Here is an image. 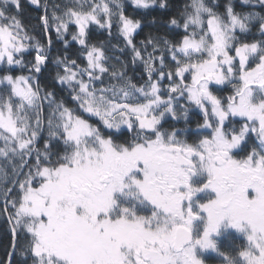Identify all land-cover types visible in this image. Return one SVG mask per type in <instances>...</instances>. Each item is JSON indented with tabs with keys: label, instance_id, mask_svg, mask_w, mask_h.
Wrapping results in <instances>:
<instances>
[{
	"label": "snow or ice",
	"instance_id": "obj_1",
	"mask_svg": "<svg viewBox=\"0 0 264 264\" xmlns=\"http://www.w3.org/2000/svg\"><path fill=\"white\" fill-rule=\"evenodd\" d=\"M239 3L28 0L29 27L0 0V264H264V0Z\"/></svg>",
	"mask_w": 264,
	"mask_h": 264
},
{
	"label": "trees",
	"instance_id": "obj_2",
	"mask_svg": "<svg viewBox=\"0 0 264 264\" xmlns=\"http://www.w3.org/2000/svg\"><path fill=\"white\" fill-rule=\"evenodd\" d=\"M51 2V0H50ZM57 2H60V0H57ZM225 2V0H220V10H223V3ZM21 4L23 7V12L21 14V18L24 22L25 25H28L29 27H31L32 25L38 24L39 23V15H40V11L33 8L31 5L28 4V0H21ZM235 5H236V10L237 11H248L250 10L249 6H243L240 5L239 0H235ZM128 11H131V7L129 6ZM149 31H154V29L150 28L149 26L145 25L143 26L142 30H140L138 32V34L136 35V40L139 41L141 38H143L145 36L146 33H148ZM41 40H44L45 37L42 34V32H40L39 30H37V32L35 33ZM51 38L53 39L54 42V52L58 51L61 49V44L59 42H57L55 40V34L52 33L51 34ZM106 39V34L105 35H101L99 33H94V40L93 42H96V40H103ZM116 40H113L112 43H116ZM124 58H127V53L124 54ZM83 63V62H81ZM51 69V66H49ZM141 69H137V72H139ZM130 75L134 76L135 79V75L133 73H129ZM48 81H51V75L48 76ZM46 81H42V83H45ZM54 85H52L51 83L49 84V87H53ZM56 91L58 92V94L60 96H63L65 98V100L67 101V103L69 104V106H72V102L70 100L69 97L65 96L64 93L58 88L56 87ZM190 120H191V127L194 128L195 127V123L197 120H201L202 118L199 117L198 115L195 114V111L193 113H190ZM85 118H88L85 115ZM93 123H97V121H95L92 118H89ZM176 126L181 127L183 126V121H178L176 122ZM43 142V137L41 139V144ZM3 201V196L0 195V202ZM0 206H2V203H0ZM8 223L5 217L0 216V259L4 258V249L5 246L9 243V234H8ZM217 246L219 248L220 251L222 252H235V246L237 244L243 245L245 243L244 237L243 235H240L236 232H232V231H223L221 233V237L219 239H217L216 241ZM204 261L210 263V264H223L222 261V257H219L216 253L215 254H211V255H207L204 257Z\"/></svg>",
	"mask_w": 264,
	"mask_h": 264
},
{
	"label": "rangeland",
	"instance_id": "obj_3",
	"mask_svg": "<svg viewBox=\"0 0 264 264\" xmlns=\"http://www.w3.org/2000/svg\"><path fill=\"white\" fill-rule=\"evenodd\" d=\"M90 122H92L91 120H90ZM225 232V231H232V232H236V230H234V229H224L223 227L220 229V234L219 235H213L212 237H211V239H213L214 241H217V239H219L220 237H221V233L222 232ZM237 233V232H236ZM240 235H242V234H240ZM196 238H198V236L196 237ZM211 254H215L214 252H212L211 250H201L199 247H197L196 249H195V255H196V257L198 258V259H201L203 262H204V264H210V263H208V262H206V261H204V257L205 256H207V255H211Z\"/></svg>",
	"mask_w": 264,
	"mask_h": 264
},
{
	"label": "flooded vegetation",
	"instance_id": "obj_4",
	"mask_svg": "<svg viewBox=\"0 0 264 264\" xmlns=\"http://www.w3.org/2000/svg\"><path fill=\"white\" fill-rule=\"evenodd\" d=\"M196 238V237H195Z\"/></svg>",
	"mask_w": 264,
	"mask_h": 264
}]
</instances>
